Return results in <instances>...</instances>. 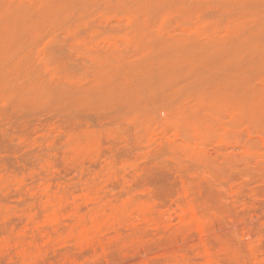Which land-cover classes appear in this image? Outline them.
Wrapping results in <instances>:
<instances>
[{"label":"rangeland","instance_id":"rangeland-1","mask_svg":"<svg viewBox=\"0 0 264 264\" xmlns=\"http://www.w3.org/2000/svg\"><path fill=\"white\" fill-rule=\"evenodd\" d=\"M3 244L264 264V0H0Z\"/></svg>","mask_w":264,"mask_h":264},{"label":"bare ground","instance_id":"bare-ground-1","mask_svg":"<svg viewBox=\"0 0 264 264\" xmlns=\"http://www.w3.org/2000/svg\"><path fill=\"white\" fill-rule=\"evenodd\" d=\"M58 201H59V200H58ZM58 204H59V203H58ZM189 211H190V210H189ZM190 212H191V211H190ZM186 213H187V212H186ZM186 215L189 216L188 213H187ZM191 215L193 216V214H191ZM192 216H191V217H192ZM96 218H97V217H96ZM98 218H99V217H98ZM98 218H97V220H98ZM106 218H107V217H106ZM106 218H104V219L101 218V217L99 218V219H101L100 221L98 220L99 223L101 222V224H100L99 226H98V224H99L98 221L95 220V221H96V223H95L94 220H93V221H92V224H94V223H95V224L92 225V226H94V227H92V229H90V231H88V230H89L88 227L91 226V225H89V224H88L89 226H88V225H84V226L82 227L83 231L86 232V233H87V231H88L87 235H86V233H83V234L86 235V237H84V238L89 237V236H90L89 233L91 234L92 231H93V233H92L91 236H93V234H94V236H95V233H94V232H96L97 229H98L101 225H103V224L105 223L104 221H106V222H107V221H110V222H109V223H110L109 225H111L112 222H113V223L115 222L114 218H113V219H111V217L108 218V219H106ZM189 218H190V217H189ZM94 219H95V218H94ZM110 219H111V220H110ZM102 220H103V221H102ZM113 220H114V221H113ZM93 222H94V223H93ZM90 224H91V223H90ZM107 224H108V223H106V224H104V225H105V226H108ZM87 226H88V227H87ZM84 227H87V228H84ZM89 228H91V227H89ZM93 228H94V229L96 228V231L93 230ZM102 228H103V227H102ZM102 228H100L101 230H98V231L101 232V231H102ZM84 229H85L86 231H85ZM87 229H88V230H87ZM80 231H81V230H80ZM80 231H79V232H80ZM83 231H82V232H83ZM98 231H97V232H98ZM97 232H96V233H97ZM83 234H81L80 237H79V235H78V238L81 239L82 236H85V235H83ZM91 236H90V237H91ZM82 238H83V237H82ZM20 241H22V239H20ZM10 242H12V241L10 240ZM14 242H15V240H14L12 243H10V244H13ZM18 242H19V241H18ZM19 243H20V242H19ZM19 243H18V244H19ZM6 244H7V241H6ZM6 244H5V245L3 244V246H0V249L3 247V251H5V250H4V246H6ZM21 244H23V242H22ZM8 245H9V242H8ZM8 245H7V246H8ZM15 245H16V243H15ZM11 246H12V245H11ZM23 246L25 247V245H22V248H23V249L21 248V251H20V252H18L20 248H19V247H18L19 249L17 248V249H18V251H17L18 253H20V254L23 253V255H21L22 257H23V256L25 257L24 253L29 254L28 256H31L32 253H34L33 255H39V254H40L39 249L36 250V252L38 251L39 254L33 252L34 250H33V251L31 250L32 252L29 251L30 253L27 252V251L25 252ZM8 247H9V246H8ZM12 247H13V246H12ZM15 247H16V246H15ZM20 247H21V246H20ZM6 248H7V247H6ZM17 249H16V250H17ZM9 250H10V248H9ZM25 250H26V247H25ZM41 250H42V248H41ZM41 250H40V251H41ZM1 251H2V249H1ZM1 251H0V253H3V251H2V252H1ZM22 251H24V252H22ZM41 253H42V252H41ZM21 256H20V258L22 259ZM26 256H27V255H26ZM24 257H23V258H24ZM32 257H33V256H32ZM35 257H37V256H35ZM29 258H30V261H29V260H28V261H29V262H33V259H31V257H29ZM29 258H28V259H29ZM37 259H38V257H37ZM34 260H36V258H35ZM26 262H27V261H26ZM22 264H23V262H22ZM27 264H28V263H27Z\"/></svg>","mask_w":264,"mask_h":264}]
</instances>
